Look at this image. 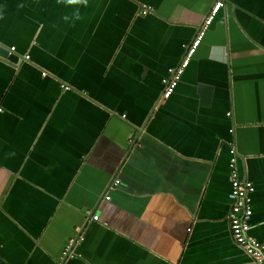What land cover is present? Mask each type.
Listing matches in <instances>:
<instances>
[{
	"label": "crops",
	"instance_id": "0c3cea01",
	"mask_svg": "<svg viewBox=\"0 0 264 264\" xmlns=\"http://www.w3.org/2000/svg\"><path fill=\"white\" fill-rule=\"evenodd\" d=\"M217 1L0 0V51L21 58L0 55V264H253L229 227V144L264 243V0H224L162 99Z\"/></svg>",
	"mask_w": 264,
	"mask_h": 264
},
{
	"label": "built area",
	"instance_id": "2783aa9c",
	"mask_svg": "<svg viewBox=\"0 0 264 264\" xmlns=\"http://www.w3.org/2000/svg\"><path fill=\"white\" fill-rule=\"evenodd\" d=\"M224 6V0H218L211 8L210 12L205 17L197 35L193 41L184 46V56L177 67L170 68L168 70V76L162 81L164 89L162 93V99L168 100L174 94L178 84L184 75L186 69L190 65L196 51L200 47L205 35L213 25L219 10ZM150 12V9H144L142 14L146 15ZM11 52L15 51V48H11ZM26 60H29L28 55L25 56ZM65 90L68 87H64ZM230 116V114H228ZM125 117V116H124ZM234 130H231L233 133ZM230 148V181L231 191L230 197L232 199V205L228 213V222L232 238L235 243L249 256L254 264H264V243L256 239L250 234L251 220L253 217V194L255 193V186L253 182L246 178H241L238 168V151L235 142L229 144ZM119 185V181H116L111 187V190H115ZM110 196L106 197L109 200ZM86 214L90 215L93 221H99V216L90 214V211H86ZM78 237L72 238L68 241L63 255L64 258L75 257L73 247L77 242H83L84 237L80 229H78Z\"/></svg>",
	"mask_w": 264,
	"mask_h": 264
},
{
	"label": "water",
	"instance_id": "95a60500",
	"mask_svg": "<svg viewBox=\"0 0 264 264\" xmlns=\"http://www.w3.org/2000/svg\"><path fill=\"white\" fill-rule=\"evenodd\" d=\"M0 55H2L4 58H6L12 64V66H15V67H16L17 63L21 61V58L19 56H17L14 52H11V51H9L7 49H5V50L2 49L0 51ZM198 89H199V93L202 95L203 103L205 105H207L209 103V100H210V95L212 93V89L209 86H206V85H199ZM232 142H235V141L233 140ZM237 151H238V149H237ZM239 159H240V153L238 152V163H239ZM229 174H230V171H229ZM229 198H230V201L232 203V199L230 197V194H229ZM74 255H75L74 258H76L78 256L76 253H74ZM63 258H64V256H63ZM68 259H73V258H64L65 261L68 260ZM251 261L253 262L252 259H251ZM253 264H254V262H253Z\"/></svg>",
	"mask_w": 264,
	"mask_h": 264
},
{
	"label": "clouds",
	"instance_id": "9594fccd",
	"mask_svg": "<svg viewBox=\"0 0 264 264\" xmlns=\"http://www.w3.org/2000/svg\"><path fill=\"white\" fill-rule=\"evenodd\" d=\"M65 2L67 5H70V6L83 5L87 7L88 5V0H65ZM23 7H24L23 4L18 5V8L22 9ZM74 16L76 20H79L81 18L78 10L74 13ZM0 19H4V15L2 14V12H0ZM67 19L68 17H65V20Z\"/></svg>",
	"mask_w": 264,
	"mask_h": 264
},
{
	"label": "flooded vegetation",
	"instance_id": "af4514ba",
	"mask_svg": "<svg viewBox=\"0 0 264 264\" xmlns=\"http://www.w3.org/2000/svg\"><path fill=\"white\" fill-rule=\"evenodd\" d=\"M163 84V83H162Z\"/></svg>",
	"mask_w": 264,
	"mask_h": 264
}]
</instances>
